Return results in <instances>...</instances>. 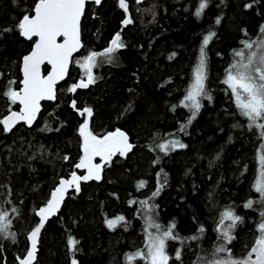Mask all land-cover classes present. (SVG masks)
<instances>
[{"label":"trees","instance_id":"16d2710c","mask_svg":"<svg viewBox=\"0 0 264 264\" xmlns=\"http://www.w3.org/2000/svg\"><path fill=\"white\" fill-rule=\"evenodd\" d=\"M36 2L0 0V119L19 109L4 92L9 81L16 82L13 90L20 89L21 60L33 42L21 37L15 26L24 14L33 13ZM126 3L132 23L124 28L118 0L88 4L82 20L83 49L73 59L56 101L43 104L31 129L20 125L6 133L0 125V211L7 212L9 232L15 234V241L0 236V264H17L25 255L27 235L38 223L36 212L60 179L77 171L82 153L78 129L85 117L72 108L73 101L79 109L92 108L90 129L95 135L122 129L134 147L126 156L113 157L99 181L81 182V191L68 196L42 232L34 264H128V255L146 251L149 218L162 228L176 225L180 239L167 242L169 264L215 259L214 250L223 242L217 228L229 209L243 218L228 245L234 258L246 256L258 235L264 203L254 185L264 139L259 129H249L223 81L239 59L235 52L244 50L243 42L264 38V0H208L199 17L195 13L200 0ZM249 3L252 8H245ZM6 28L14 30L3 31ZM121 29L125 47L114 54V62L98 56L95 83L70 92L71 85L84 79L78 62L105 51ZM210 32L216 33L205 50L206 89L212 99L201 101L199 114L188 124L191 112L182 103ZM172 139L186 147L165 154L159 145ZM248 200L253 208L244 206ZM121 216L123 221L108 227V220ZM193 236L199 239H190ZM70 238L78 241L75 251L68 245ZM133 264L145 262L138 258Z\"/></svg>","mask_w":264,"mask_h":264},{"label":"snow or ice","instance_id":"6c2138e0","mask_svg":"<svg viewBox=\"0 0 264 264\" xmlns=\"http://www.w3.org/2000/svg\"><path fill=\"white\" fill-rule=\"evenodd\" d=\"M96 5H100L102 0H93ZM140 3L141 0H136ZM87 0H37L32 12L34 14H24L17 22L15 30L19 35L28 41H32L34 47L30 54L23 57V80L22 88L13 90L11 85L15 81H9V85L4 92L11 104H19V111H10V114L0 119V125L4 132H11L20 122L31 127L38 113L41 111L42 101H54L57 98L56 85L64 80L69 73V65L73 62V54L82 47L81 42V19L85 14ZM119 7L128 13L129 6L126 0H118ZM208 7V0H200L195 15L201 16ZM245 8H252V4H246ZM220 19L216 20L219 24ZM125 26L132 23L131 18H126L122 22ZM13 28H6L3 31L10 32ZM260 32L264 34V26ZM247 35V33H245ZM215 32H210L203 39L199 52V61L193 70L192 82L184 97L182 107L189 109L192 120L199 114L203 99L211 101L212 97L206 89L207 80V54L206 48L213 40ZM35 38V39H34ZM59 38L62 41L58 42ZM125 47L121 35L117 33L111 40V45L101 53L92 52L87 55L82 62H78L84 72V79L71 85L68 89L75 93L77 89H86L94 84L96 77L93 75V69L98 66V56L103 57L107 62H114V54ZM243 48L247 50L236 51L235 56L239 59L228 69L223 83L231 90L235 105L241 116L247 119L249 129L256 128L260 130V136L264 139V38L257 41H244ZM50 65L51 71L47 75H42V65ZM72 108L85 117L80 125L78 132L82 138V152L79 162L75 168L82 169L86 174H71L70 179H61L59 186L51 193V198L44 207H41L36 215L39 221L30 231L27 240L30 242V249L24 258H19V264H34L38 251V243L42 229L50 217L56 215L60 206L64 202L66 193L69 189L76 193L81 191V182L90 180L99 181L101 173L106 164L110 165L112 158L116 155L126 156L132 150L134 145L129 143L128 136L116 130L102 137L95 135L90 129V119L93 110L90 107L83 109L77 108L76 102H72ZM184 130L182 126L181 131ZM161 151L167 154L169 147L172 150L185 148L186 145L178 140H172L167 144L159 145ZM99 157L103 163H95ZM67 159V157H65ZM219 159V157H217ZM260 171L255 181V191L260 194L261 202L264 203V151L259 156ZM140 188L144 187L140 183ZM159 191L153 194L156 196ZM147 205V202H143ZM254 202L248 200L244 205L246 208H253ZM15 211V209H13ZM264 218V211L260 213ZM124 217H117L107 221L109 228H114ZM225 221L229 223L225 225ZM243 223V218L236 215L231 209L222 213L217 231L220 233V239L223 241L215 250L214 255L224 254L226 258L212 259L207 264H264V222L258 225V235L248 251L242 258H234L228 245L236 239L233 234L237 225ZM176 225L173 223L167 228H162L154 219L147 220L145 232L147 234L146 251L139 250L134 254L127 256L128 264H133L136 259H141L145 264H169L170 257L166 251V245L169 240L180 239L174 232ZM11 221L7 212L0 211V236L15 241V234L10 233ZM155 229V233L149 231ZM204 229L201 227L200 232ZM190 239H199L193 236ZM78 241L69 239L68 245L73 251L76 250ZM177 261L181 260V252L175 254ZM72 264H77L75 260Z\"/></svg>","mask_w":264,"mask_h":264},{"label":"water","instance_id":"95a60500","mask_svg":"<svg viewBox=\"0 0 264 264\" xmlns=\"http://www.w3.org/2000/svg\"><path fill=\"white\" fill-rule=\"evenodd\" d=\"M103 1V0H102ZM142 2H145V1H147V0H141ZM92 3H94L93 2V0H87V3H86V6H85V11H86V7H87V5L88 4H92ZM125 13V12H124ZM32 14H34V13H32ZM85 15V14H84ZM131 18V15H130V12L128 11V13H125V19L126 18ZM83 18H84V16L82 17V19H81V42H82V20H83ZM129 25V24H128ZM128 25H124L123 23H122V28H124V27H127ZM121 32H122V29H121V31H120V35H121ZM35 39V38H34ZM60 41H62V38H59V40H58V42H60ZM82 45H83V42H82ZM34 47V44H33V46H32V48ZM82 49H83V47L78 51V52H76V53H74L73 54V57H72V60L78 55V54H80L81 53V51H82ZM32 50V49H31ZM31 52V51H30ZM30 52L28 53V54H30ZM28 54H26V55H28ZM25 55V56H26ZM24 57V56H23ZM72 64H73V62L69 65V73H68V76L64 79V80H62V81H60L57 85H56V88H57V95H58V88H59V86L60 85H62L67 79H68V77H69V74H70V70H71V68H72ZM22 66H23V58H22V60H21V67H20V71H21V75H22V80H23V73H22ZM44 67H47L48 68V70H47V72H44ZM51 71V66L50 65H47V64H45V65H42V68H41V72H42V75H47L49 72ZM22 80H21V86H20V88H22ZM19 90V89H18ZM57 99V98H56ZM56 100H54V101H42L41 102V111L38 113V115H37V117H36V119H35V121L33 122V124H32V126L31 127H29V126H27L25 123H23V122H20L19 124H17L16 125V127H18V126H20V125H25L28 129H31V128H33L35 125H36V123H37V121H38V119H39V117H40V114H41V112H42V110H43V104L45 103V102H55ZM16 105H18L19 106V109H20V105L19 104H16ZM19 109L18 110H14V111H19ZM10 113H8L7 115H9ZM6 115V116H7ZM5 116V117H6ZM15 127V128H16ZM15 128H13V129H15ZM12 129V130H13ZM118 130H120V131H122V132H124L127 136H128V134L125 132V131H123L122 129H118ZM128 138H129V136H128ZM129 143H131L130 142V138H129ZM132 144V143H131ZM133 145V144H132ZM132 150H133V148H132ZM132 150L130 151V152H128L127 153V155L128 154H130L131 152H132ZM83 155V152L81 153V156ZM116 156H118V155H116ZM116 156H114V157H116ZM81 158V157H80ZM80 160V159H79ZM95 163H103L101 160H100V158L99 157H97L96 159H95V161H94ZM107 165V164H106ZM105 165V166H106ZM105 166H104V168H105ZM104 168H103V170H102V173H101V178H102V176H103V173H104ZM76 172V174L77 175H84V174H86L85 172H84V170H82V169H77V171H75ZM71 178V175L69 176V177H64V178H61V179H70ZM60 179V180H61ZM90 181H94V182H96V180H90ZM59 183H60V181H59ZM59 183L57 184V186L56 187H58L59 186ZM55 187V188H56ZM55 188L52 190V191H54L55 190ZM74 190H72V189H69L68 190V192L66 193V196H65V199H64V202L62 203V205L60 206V210H59V212L56 214V215H54V216H52V217H50L49 218V220L46 222V224H45V227H46V225L49 223V221H51L52 219H54L55 217H57L58 216V214L60 213V211L62 210V208H63V206H64V203H65V201L67 200V198H68V196L73 192ZM52 193V192H51ZM51 198V194H50V197L48 198V200ZM47 200V201H48ZM47 203V202H46ZM46 203L42 206V207H44L45 205H46ZM39 210V209H38ZM37 216V215H36ZM37 219H38V221H39V217L37 216ZM43 230L44 229H42V231H41V234H40V238H39V243H38V251H37V255H36V260H37V257H38V252H39V246H40V239H41V235H42V232H43ZM30 233V232H29ZM28 233V234H29ZM28 236V235H27ZM28 241V240H27ZM30 247H31V245H30V242L28 241V249H27V251L30 249ZM27 253V252H26ZM26 253H25V255L22 257V258H24L25 256H26ZM35 260V261H36ZM35 263V262H34ZM17 264H19V260H18V263Z\"/></svg>","mask_w":264,"mask_h":264},{"label":"rangeland","instance_id":"374dc122","mask_svg":"<svg viewBox=\"0 0 264 264\" xmlns=\"http://www.w3.org/2000/svg\"><path fill=\"white\" fill-rule=\"evenodd\" d=\"M243 51L245 52V55H247V50L244 49ZM229 90H230V89H229ZM230 92H231V90H230ZM233 99H234V97H233ZM172 140H173V139H172ZM172 140H170V141H172ZM170 141H166V142H164L163 144H167V143H169ZM169 149H171V147H169ZM169 149H168V150H169ZM176 149H178V147H177ZM258 161H259V157H258ZM259 167H260V164H259ZM258 176H259V172H258ZM258 176H257V178H258ZM149 231H152L153 233H155V229H149ZM219 258H226V257H224L222 254H220V255H216V256H215V259H219ZM202 264H207V263L204 262V263H202Z\"/></svg>","mask_w":264,"mask_h":264}]
</instances>
